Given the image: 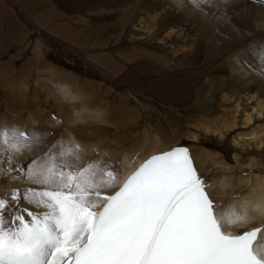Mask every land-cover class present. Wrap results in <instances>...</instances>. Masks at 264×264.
I'll return each instance as SVG.
<instances>
[{
  "label": "snow or ice",
  "instance_id": "obj_1",
  "mask_svg": "<svg viewBox=\"0 0 264 264\" xmlns=\"http://www.w3.org/2000/svg\"><path fill=\"white\" fill-rule=\"evenodd\" d=\"M207 2L189 0L201 13ZM223 20L240 31L230 16ZM237 51L253 57L252 65L243 61L250 72L264 73V45L250 41ZM39 142L38 133L0 129V178L15 171L35 186L0 195V264H264V226L233 230L250 222L247 204L223 222L187 146L120 178L112 163L87 160L73 141L16 166L15 157Z\"/></svg>",
  "mask_w": 264,
  "mask_h": 264
},
{
  "label": "rangeland",
  "instance_id": "obj_2",
  "mask_svg": "<svg viewBox=\"0 0 264 264\" xmlns=\"http://www.w3.org/2000/svg\"><path fill=\"white\" fill-rule=\"evenodd\" d=\"M149 1L150 0H136V5L139 6V10H132L133 12L131 14H133V17L127 21L128 23L126 22L127 25H130V27L129 25H126L125 27V29L127 27L129 28L126 33L127 35L125 37L121 36V39L126 41V38L130 35L132 29H135V25H137L135 22H141V31L137 28L141 34H139V31L137 30L136 33L139 35L135 33V36L138 40L140 35H144L142 37L140 36L138 44L140 47L146 48L148 51L145 50L142 52L137 49L131 50L129 57L132 61V66H128L121 73H111L104 68L96 67L98 66L96 64V66L90 64L88 68L93 67L96 70L92 73L86 72L81 76L96 84L98 87V93L94 96V105L92 107L94 110L96 108L101 110L107 108L109 111L111 110L113 112V117L112 119L107 118L113 124H110L111 126L105 125L108 128H104V123H92L93 119L97 118L94 113H87V117L83 116V123L78 121L76 123L75 121L84 112L83 107L75 111L73 119L68 123L61 119L63 123L58 128L43 124H32L30 130L28 127H23V123L19 122V106L17 104H19L20 101H22L21 103H24L22 99L26 101L25 98H22L25 97V93L26 95L28 93L29 95L27 96L31 98L28 101V97L26 96V103H32L34 94H32L33 92L30 90L34 86H37V81L42 82L45 87L49 86L47 78L48 74L47 72H43L44 70L40 66L42 63L41 61L46 58L45 60L47 62L45 60L43 62H46V65L49 66V64H53L50 56H55L63 52L75 55L77 53L84 54L86 51H89L88 54L96 52L99 55L102 52L108 54L107 52L112 51H115L117 54L125 53V51H122L121 47L117 45L113 47V50L107 48V37L94 38L97 40L94 41L93 39L91 42L94 46L93 49L85 50L79 44L70 43L63 37L57 38L56 35L54 36V33L51 31L53 21L48 19L41 22V19L47 18L51 13L57 12L59 13L57 23L65 24V22L70 19L73 22H77L74 26H77L76 28H78V25H82L85 21L87 23H84V26H94L95 21H92L90 18H95L98 25L102 26H100L101 28L105 29L106 27V29H108L110 27L109 23L112 24L115 18L119 16V13L121 15L119 17L121 18L129 11L131 7L130 3H132L133 0H129L128 3L126 2L125 4H122V0H0V97L2 98V100L0 98V103H2L0 106V112H2V115L0 113V126H4L1 125L3 122L5 125L7 124V120L5 122V120H3L4 118L9 121L7 127L20 128L21 130L27 131L29 135L38 133L40 135V143L33 145L31 149H27L26 151L31 152V154H38L39 157H43L53 145H56V150H59L57 141L63 140V133L69 132L70 135H68V138L70 141H73L74 135L70 130L76 125L82 127L83 125H86L84 126V129L88 128L86 131L87 135L95 141L98 140L96 145L99 150H97L92 156L95 160L103 159L104 161L106 160V162H109L115 154V150H122L124 148L126 145L125 140L128 136H130V138L132 136L134 139H129V143L132 142L133 145L136 141L142 139L143 131L141 129L144 128V120L146 119L149 124H153V126L162 133L161 136L164 140H167L172 144L180 138L179 130L182 123L214 117L212 108L202 110L196 103L197 99L208 97L203 94L201 87L204 86L205 88H208L209 86L213 92L216 88H219L221 91L219 97L225 96L227 98H232L235 96L233 88L229 86L226 81L227 75L232 72L230 68H232V65L234 66L229 59L232 57L236 58L239 63H242L246 59L247 63L250 65L254 61L251 55L242 57L237 49H246L250 41H254L257 45L261 44L260 33L262 31L258 26L264 24V15H262L264 4L256 2V0H235L229 6L225 5L222 0H208L206 5L202 4L206 7H204L206 12L201 13L199 9L193 7L189 3V0H159L162 4L161 10L153 9L149 5ZM127 6L129 8H127ZM183 8L186 9L184 10ZM219 9L220 11L222 10L221 16H217V14H219ZM158 13L159 17L157 16V18H154V15ZM98 14L100 15L98 16ZM226 15H231V22L240 29L239 32L230 30L229 36L223 34L222 24L225 23L223 17ZM132 23L133 27L131 25ZM83 25L79 26V28H84ZM215 25H218L219 27L216 36H214L213 30L218 29V27H215ZM143 27L151 28V30L146 32ZM210 31L212 36H214L213 39H211ZM28 37L32 38L31 44H29L28 48H24V45L21 42ZM114 38V40L117 41V36H114ZM141 38H143L144 44ZM58 41L67 42V46L59 47V45H55L54 47L53 44L58 43ZM150 41L153 45L149 48V44L147 43ZM140 44L144 46H141ZM126 45L130 44L126 43ZM161 46L171 48V50L167 51L161 49ZM106 50L107 52H105ZM76 51L78 52L76 53ZM226 53L229 55L224 58ZM149 56H155L156 58L160 57L165 61L162 62L163 64H152L155 67V69H153L149 66L148 62L154 58ZM221 57L226 60V63L223 65L225 72L218 63ZM8 60L9 62H7ZM147 60H149L147 62V67H143L144 62ZM208 61L214 63V66L212 70L208 72L209 75H207V78H205V80L199 85L195 82L191 67H196L193 65H201L204 67ZM2 62L6 65L2 66ZM186 63L190 64L187 66ZM46 65L43 64L42 66ZM22 67H25L24 69L26 70H23L25 75L23 74L21 78V70L19 69ZM203 67H201V69H203ZM38 70H42V72H39ZM75 71L77 72L78 70ZM75 71L70 70V72L73 73H75ZM207 71H204L203 69L204 73ZM246 73L248 74L247 78L244 79L247 80L246 86L264 100V73L261 75H254L250 71H246ZM17 77L18 81L19 77L20 80H22L19 81L21 85L17 82ZM208 78L212 79L213 82H206ZM13 82L15 85H13ZM138 82L139 84H137ZM16 86L17 88L18 86L24 87L19 89L21 91L23 90L25 93L23 94L20 92ZM133 88L136 89L133 90ZM175 89H177V91H174ZM7 90H9L10 93H8ZM131 92L136 93L137 98L130 95ZM3 93L7 95H4ZM19 93L23 94H21L22 97ZM9 94L11 95V98L8 96ZM13 94L16 96L18 95L17 98L20 97L21 99H13ZM46 98L47 97H45V99ZM49 99L46 100L53 105L59 103L53 98ZM4 100H8L9 103ZM127 100H129V102H126ZM14 101H18V103ZM222 101L223 103H227L226 100ZM7 103L10 106H15L12 108L10 107L9 109ZM5 107H7L8 111ZM16 107L18 109H16ZM11 109L15 110H13L14 113L11 112ZM2 116L3 118H1ZM94 125H100L98 128L101 129L102 127L108 132L101 136L94 130ZM55 129L58 130L57 134ZM116 138L118 139L117 141H115ZM86 148L87 146L82 147L86 153L85 158L90 154ZM203 150L204 149H201L200 151ZM105 151L108 155L104 154ZM241 163L243 169L250 172L259 171L258 168L261 165L259 159L252 158H246L242 160ZM260 174L261 173L254 176H259ZM13 176L14 173L11 177ZM241 176L243 177L244 175ZM14 178L8 176L7 179H3H6L5 183H9V180H14ZM15 179L16 180L13 182L17 181V178ZM3 190L5 192L8 191V189ZM3 190H0L1 194L4 193Z\"/></svg>",
  "mask_w": 264,
  "mask_h": 264
},
{
  "label": "bare ground",
  "instance_id": "obj_3",
  "mask_svg": "<svg viewBox=\"0 0 264 264\" xmlns=\"http://www.w3.org/2000/svg\"><path fill=\"white\" fill-rule=\"evenodd\" d=\"M128 1L129 0H122V4H125L126 2L128 3ZM130 4L131 7L129 11L126 14H124L121 18L119 17L121 16L119 13V16L115 18L112 24H110L108 21L110 27L108 29H106L105 27L106 30L104 28H101L102 27L101 25H98V22L96 21L95 18H90L92 21H95L94 26L93 25L84 26L83 24L87 22L84 20L85 22L82 24L83 21L81 20L82 22L81 21L80 22L84 26V28H79V26L82 25H78V28H76L77 26L74 27L77 22H73L70 19L67 20L65 24L57 23V18L59 17V13L57 12L51 13L49 17L41 19V22L48 19L53 21L51 25V31L52 33H54V36L56 35L57 38L63 37L66 39L67 42L76 43L77 45L79 44L85 50L93 49L94 46L93 44H91V42L93 41L94 38L107 37L108 38L107 48L113 50V47L117 45L121 47V50L125 51V53L117 54L115 51L107 52L106 50L105 52H107L108 54L102 52L99 55L96 52H94L93 54L92 53L88 54L89 51H86L84 54L82 53L78 54L77 53L78 51H76L77 54L75 55L67 52H63V53L59 52L60 54L58 55L50 56L51 62L53 64H49V66L46 65L47 62L45 60L46 58L44 59L46 62H43L44 60L42 58L43 61H41L42 63L40 64V66L41 68H43L44 70L43 72H47L48 74L47 78L49 81V86L45 87V85L42 82L37 81L36 82L37 86L33 85L34 87L30 90L33 92L32 94H34L33 97L34 99L32 103H28V102L26 103L28 97L27 95L29 94L27 93L26 95V93L23 92V90L22 91L20 90L21 88L24 87L18 86L17 88L16 86L17 89L20 88L19 89L20 92H22L23 94L25 93L24 94L25 97H22L23 95L22 93H21L22 95L20 93L19 94L21 95L22 98H25L26 101L22 99L24 103H21L22 101H20L21 104L20 103L17 104L19 106V109L17 108L18 106L16 105L17 106L16 109L19 110V122L23 123L24 125L23 127L30 128L32 124L34 125L43 124L58 128L63 123L61 119L65 120V122L68 123L69 121H71V119H73L75 111L83 107H84V112L75 121L76 123L77 121L83 123L84 121L82 120L83 116L87 117V113L90 114L94 113L97 116V118H94L92 123L94 122L101 124L104 123V128H108L106 126L108 125L111 126L110 124H113L109 121V119H112L113 117V112L111 110L109 111V109L107 108H104L103 109L104 111L99 108H96L94 110L92 106L94 105V96L98 93V87L96 86L95 83H93L89 79L81 76L86 72L92 73L96 70L93 67L88 68L90 64H94V65L96 64L98 65V66L95 65L96 67L104 68L105 70H108L111 73H115V74L121 73L128 66H132V61L130 60L129 57L131 54V50L137 49L142 52L145 50L148 51L146 48H142L138 44L139 43L138 40H140L139 38L141 35L138 37V40L135 36V33L138 30L137 28H139V30L141 29L140 28L141 22H135L137 23V25H135L136 30L134 28L132 29L130 35L126 38V41L124 39H121V36L125 37L127 35L126 33L129 28L127 27L125 29V27L127 25L126 22L131 17H133V14H131L133 12L132 10L134 9L139 10V6L136 5V0H133V2ZM149 5L153 9H157V10L162 9V4L159 0L158 1L150 0ZM202 6L203 5H201V7ZM204 7L205 6H203V8ZM127 8L129 7L127 6ZM183 9L185 10L186 8ZM221 11L219 9V14H217V16H221ZM159 13L155 14L154 18H157V16L159 17ZM262 13H263L262 15H264V11H262ZM99 15L100 14H98V16ZM131 25L133 27V23ZM215 27H218V25H215ZM258 27L262 31L260 33L261 44L259 45H264V24ZM143 29H145L146 32L151 30V28H146V27H143ZM222 30L225 36H229V31L231 30L229 25H227L226 23L222 24ZM140 31L139 34H141ZM218 31H219V27L218 29L213 30L214 36L218 34ZM114 36H117V41L114 40L115 39ZM210 36L211 39H213L214 36H212V34ZM141 39L143 40V38ZM31 40L32 38L28 37L26 40L21 42L24 45L23 47L28 48L29 44H31ZM95 40L97 39H94V41ZM67 42L58 41V43H54L53 45L54 47L55 45H59V47L60 46L66 47ZM142 42L144 44V40ZM126 43L130 45H126ZM147 44H149V48L153 45L151 41L148 42ZM140 45L144 46L142 44ZM160 48L167 51L171 50V48H167L165 46H161ZM227 55L229 54L226 53L224 55V58ZM149 57L154 59L150 60V62H148L149 60L145 61L143 67H147V65L149 64L151 68L155 69V67L152 64L155 65L161 64L162 62L165 61L163 58L161 59L160 57L158 58H156L155 56H149ZM229 61L232 64H234V66L232 65V68H230L232 74L231 73H230L231 75L226 74L227 75L226 81L229 84V86L233 88L235 92V96L232 98H227L225 96L219 97V95L221 94L219 88H216L213 92L209 86L208 88H205L203 86L201 87V90L203 94L208 97H203L201 99L196 100V103L198 104L200 109L206 110L208 108H212L214 117L210 119H198L194 122L187 121L182 123L181 128L179 130L180 138L175 143L172 144L169 143V141L164 140V138L161 136L162 133L158 129H156V127H154L153 124H149L148 120L146 119L144 120L145 125L143 124L144 128L141 129L143 131L142 139L140 141H136V142L134 141L135 143L133 145L132 142H131L132 144L129 143V139H133L132 136L131 138L130 136H128L125 140L126 145L124 146V148L122 150H115V154L114 153H113L114 155L112 154L114 157L112 156L111 161L109 162L115 166L119 174V177L123 178L128 174H130L132 171H134L135 168L141 162L148 159L152 155L166 152L172 149L173 147L179 145L187 146L191 150V156L194 160L195 167L199 175L204 177L207 184L209 185V187L206 190L211 193V195L210 194L209 195L213 199V201L220 205V209L217 214L218 216L223 218V222H226L229 213L231 212L243 213L245 211L244 205L246 204L249 205V207L247 208V213L248 216L250 217V222L242 223L241 225L233 229L234 231L237 232H243L254 227L264 226V100H262L257 94L254 93L253 90H251L249 87L246 86L247 80L244 79L247 78L248 74L246 73V71L249 70L247 69V67L244 66V63L243 62L239 63L236 60V58L233 57L229 59ZM7 62H9V60ZM2 63H3L2 66L6 65L4 64V62ZM218 63L225 72V68L223 67V65L226 63V60L223 59V57H221ZM9 64H13V63H9ZM43 64L46 66H42ZM189 64H187V66ZM252 64H254V61L251 63V65ZM193 66H196V67H191L195 82L200 85V83L203 80H205V78H207V75H209L208 72L212 70L214 63L208 61L206 62L204 67L201 65H193ZM201 67H203L204 71L207 70L208 71L204 73ZM22 68L19 69L21 70V75H20L21 78L24 74L23 70H26L24 69L25 67L23 69ZM257 69L259 70V68ZM70 70H74V71L78 70V71L77 72L75 71V73H73L70 72ZM39 72H42V70ZM20 77H19V81H22L20 80ZM16 80L17 82H19L18 77L16 78ZM173 80L175 81L174 78ZM208 81L213 82V80L209 78L206 80V82ZM137 84H139V82ZM13 85H15L14 82ZM134 89L136 88H133V90ZM7 91L8 93H10L9 90ZM174 91H177V89H175ZM13 95H12L13 99L18 97V95L17 96L14 95L15 97ZM130 95L137 98V94L134 92H131ZM8 96H10L11 98L10 94ZM45 97H47L46 99L53 98L55 101L59 103H55L54 105L50 102L48 103V100H46ZM19 98H17V100L21 99ZM29 99L31 98L28 97V101ZM222 100H226L227 103H223ZM6 102H8V100ZM14 102L18 103V101H14ZM126 102H129V100H127ZM1 104L2 103H0V106ZM13 106L9 105L7 107H9L10 109V107L12 108ZM7 107L5 108L7 109ZM13 110L14 109H11V112H13ZM0 113L2 115V112ZM1 118H3V116ZM3 120H5V122L7 120V124L9 125L8 119L3 118ZM7 124L5 125L3 122L1 125L4 126H0V129H2V127L3 128L6 127ZM100 125L97 126L94 125L95 127L94 130L99 135L102 136L106 134V132L108 131H105L104 128L102 127L101 129L98 128ZM84 126L86 125H83V127L76 125L73 129L70 130V132L74 135L73 142L79 143L81 147L87 146L86 150L90 154L86 159L90 161L95 160L92 155L95 154L97 150H99L96 145L98 140L95 141L92 138H90L86 133L88 128L84 129ZM55 130L57 134L58 130L57 129ZM68 135H70L69 132L63 133L62 135L63 141L65 142L70 141ZM117 140L118 139L116 138L115 141ZM201 149L204 150L200 151ZM104 154L108 155L106 151L104 152ZM38 157H39L38 154H31V152L25 150L23 155L15 157V165L26 166L29 163V161L37 159ZM246 158L259 159L261 161V165L258 168L259 171L250 172L244 170L241 161ZM245 168H249V167H245ZM13 173L14 176L11 177ZM13 173H11L9 176L10 178H14L17 175L15 177L17 178V181L13 182L14 180H16L14 178V180L10 179L9 183H5L6 182L5 180L7 178L5 180L3 178H0V190L8 189V191L6 192H10L11 190L17 188L23 190L26 187H35L33 185L27 184V182L24 181L22 177V173H18L15 171ZM246 173L247 175H245ZM259 173H261L259 176H254V175H258ZM241 175L244 176L242 177ZM6 192L4 191V193ZM4 193L2 194L0 193V195H3ZM257 206H259L260 211L255 210Z\"/></svg>",
  "mask_w": 264,
  "mask_h": 264
}]
</instances>
